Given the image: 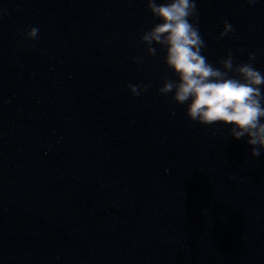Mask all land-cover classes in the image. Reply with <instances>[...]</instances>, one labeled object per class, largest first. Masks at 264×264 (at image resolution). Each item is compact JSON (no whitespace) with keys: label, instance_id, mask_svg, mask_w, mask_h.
<instances>
[{"label":"water","instance_id":"obj_1","mask_svg":"<svg viewBox=\"0 0 264 264\" xmlns=\"http://www.w3.org/2000/svg\"><path fill=\"white\" fill-rule=\"evenodd\" d=\"M147 3L0 0V264H264V152L158 93ZM196 7L208 62H248Z\"/></svg>","mask_w":264,"mask_h":264},{"label":"clouds","instance_id":"obj_2","mask_svg":"<svg viewBox=\"0 0 264 264\" xmlns=\"http://www.w3.org/2000/svg\"><path fill=\"white\" fill-rule=\"evenodd\" d=\"M247 2L254 5L256 0ZM147 7L160 22L145 31L140 42L149 56L157 55L156 46L164 49L165 65L177 77L165 78L158 93H173L175 104H187L186 115L192 121L230 126L229 135L236 140L246 138L250 155L260 157L264 152V73L254 67L256 54L249 52L248 62L236 63L234 52L229 50L225 58L217 61L220 67H216L202 55L206 44L198 27L196 0H148ZM38 31L28 26L26 38L35 39ZM234 31L224 21L220 38ZM134 59L142 62L143 58ZM150 86L129 84L127 88L133 97H138Z\"/></svg>","mask_w":264,"mask_h":264}]
</instances>
